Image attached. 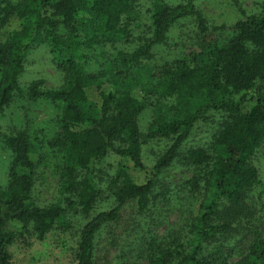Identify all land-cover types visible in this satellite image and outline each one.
Listing matches in <instances>:
<instances>
[{"label": "trees", "instance_id": "16d2710c", "mask_svg": "<svg viewBox=\"0 0 264 264\" xmlns=\"http://www.w3.org/2000/svg\"><path fill=\"white\" fill-rule=\"evenodd\" d=\"M136 4L0 0V114L24 95L56 104L60 131L51 145L62 163L57 197L43 206L34 196L43 163L35 139L25 131L0 134L12 154L8 184L0 187V264H12L16 242L66 232L73 216L84 221L73 263L95 264L100 238L124 212L132 217L116 264H264V182L253 163L264 147V6L229 26L227 39L208 42L226 29H210L197 0L174 6L155 0L150 36L138 39L130 23ZM190 20L200 50L144 66L172 28ZM119 40L138 44L126 51L116 48ZM39 45L63 74L61 88L42 89L40 81L21 86ZM148 108L152 118L143 132ZM202 125L210 127V142L188 146ZM150 141L169 144L148 166ZM111 157L118 162L108 174L101 166ZM178 166L190 175L172 182ZM169 206L180 212L177 229L164 219Z\"/></svg>", "mask_w": 264, "mask_h": 264}, {"label": "rangeland", "instance_id": "374dc122", "mask_svg": "<svg viewBox=\"0 0 264 264\" xmlns=\"http://www.w3.org/2000/svg\"><path fill=\"white\" fill-rule=\"evenodd\" d=\"M136 12L130 18L134 39L140 36L149 37L150 15L149 10L155 0H136ZM169 5H179L186 0H164ZM197 4L206 17L210 29L224 27L226 30L214 31L206 39L208 42L227 39L231 32L229 26L246 15L259 13L264 6V0H197ZM200 39L197 25L194 21H182L176 24L170 31L164 45L158 46L153 51V59L145 62L144 66L156 68L168 63H173L180 58L189 56L192 52L199 51ZM138 41L119 40L116 48L133 51ZM213 44V43H212ZM105 51L113 55L115 48L108 46ZM101 52V51H98ZM99 57V54H98ZM100 61L93 62L98 66ZM42 82V89H58L64 85V76L57 69L52 56L44 45L35 46L28 56L26 69L20 78V84L28 89L34 82ZM140 97L141 92L137 91ZM60 108L44 99L33 100L28 95L16 97L12 104L0 114V134H12L17 131H25L36 141L39 146V154L42 157V165L37 173L34 196L43 206L55 201L59 185V174L61 170V154L55 149L51 142L60 131L59 117ZM152 118V109L148 108L141 117V128L145 132ZM210 125V124H209ZM211 130L208 125H202L194 131L188 141V146L197 147L208 144L211 140ZM145 147L144 160L151 166L169 142L150 141ZM118 158L106 159L101 168L105 173H113ZM253 163L259 169L261 179L264 182V147L257 152ZM12 164V154L6 149L3 138L0 136V187L8 184V171ZM172 182H179L183 177L190 174L185 167L178 166L175 171L170 172ZM107 207L106 204H102ZM132 213L124 212L122 220L111 233L103 234L96 250L95 264H116L119 250L126 241L124 230L129 225ZM165 221L175 228L182 226L180 212L169 206L167 208ZM84 221L78 216L69 219V229L66 232L55 231L48 235L44 241L35 238H27L25 241L16 242L11 249L12 264H74L73 253L79 240ZM159 235L167 230V225L158 229ZM264 230V225L260 227ZM114 238V239H113ZM240 253V252H239ZM236 254V252L234 253ZM134 256V255H133ZM235 258L239 256L235 255Z\"/></svg>", "mask_w": 264, "mask_h": 264}]
</instances>
